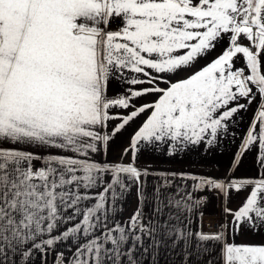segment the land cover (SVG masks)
<instances>
[{"label": "snow or ice", "instance_id": "1", "mask_svg": "<svg viewBox=\"0 0 264 264\" xmlns=\"http://www.w3.org/2000/svg\"><path fill=\"white\" fill-rule=\"evenodd\" d=\"M0 264H264V0H0Z\"/></svg>", "mask_w": 264, "mask_h": 264}, {"label": "crops", "instance_id": "2", "mask_svg": "<svg viewBox=\"0 0 264 264\" xmlns=\"http://www.w3.org/2000/svg\"><path fill=\"white\" fill-rule=\"evenodd\" d=\"M151 99V98H149ZM252 115L251 112L247 114L245 117V120L250 118ZM139 123V121H137ZM135 125L132 126V128H129L128 131L124 134V137L120 140H117L116 144L113 147V153L110 158H115L118 156L119 148L127 142V136L133 131V128ZM244 125H242L240 128L237 129V134L239 135L240 132L243 131ZM238 143V141H237ZM235 150V144L234 143H228L225 142L223 145L218 147L215 153L206 155L201 157L200 155L194 154L190 159L199 161L200 162V168L198 170L200 171H206L213 175H222L226 168L228 167V164L231 160L232 152ZM254 156L253 154L247 155L241 164V167L236 172L237 176H250L254 175ZM209 203L205 209V220L207 219H213L218 220L220 218L221 213V200L219 197H217L215 194L209 193ZM243 197V194L240 196H233L232 203L229 205L230 207H236L241 199ZM134 206V205H133ZM206 220V221H207Z\"/></svg>", "mask_w": 264, "mask_h": 264}, {"label": "rangeland", "instance_id": "3", "mask_svg": "<svg viewBox=\"0 0 264 264\" xmlns=\"http://www.w3.org/2000/svg\"><path fill=\"white\" fill-rule=\"evenodd\" d=\"M206 220H207V219H206ZM206 220L204 219V223H205V224H208L210 221H213V219H210V218H209L207 221H206Z\"/></svg>", "mask_w": 264, "mask_h": 264}]
</instances>
